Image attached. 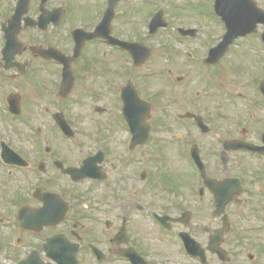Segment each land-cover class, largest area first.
<instances>
[{
    "label": "flooded vegetation",
    "instance_id": "1",
    "mask_svg": "<svg viewBox=\"0 0 264 264\" xmlns=\"http://www.w3.org/2000/svg\"><path fill=\"white\" fill-rule=\"evenodd\" d=\"M26 2L0 0V264H256L264 21L209 59L218 17L164 36L154 17H182L151 5L132 38L127 0Z\"/></svg>",
    "mask_w": 264,
    "mask_h": 264
},
{
    "label": "rangeland",
    "instance_id": "2",
    "mask_svg": "<svg viewBox=\"0 0 264 264\" xmlns=\"http://www.w3.org/2000/svg\"><path fill=\"white\" fill-rule=\"evenodd\" d=\"M157 1L161 2L162 4L160 5H162L164 8L168 5L167 3L164 2V0H161V1L157 0ZM211 1L213 0H187L185 3H179V4L172 3V6L178 16L182 18L183 17H194L198 21H200L202 24H205V25L207 24L210 28H212L217 25L218 19L213 13ZM257 1L260 4H264V0H257ZM153 2L154 0H150V1L149 0H137V1L127 0V2L123 5L122 9L120 10V18L117 22V25L119 27H121L122 25L121 18L123 16V12L125 10H127V12H130L131 11L130 9H132L133 12H130L129 13L130 17L127 18L128 19V27H127L128 34L127 35L134 38L136 36L135 34L136 28L138 30H141L142 34H145L147 30L145 29V26L143 25V22H142L143 19L141 17H135L134 14H137V16L139 15L147 16L149 14V8L151 7V4ZM130 4H131L130 6L131 8L128 7ZM182 18L180 20H177L172 15L168 18V20L172 19L173 24H171L170 27L173 28V32H175L178 26H182L184 24H195V22H192L194 21L193 19L191 21V19H187V18L182 19ZM211 43H212V40H209L206 44L210 45ZM153 45L156 50H161L165 48V46L167 45V41L159 40V42H154ZM188 47L196 48L195 45L188 46ZM180 49L184 51L193 50L192 48H185V47H180ZM165 50H167V48H165ZM193 72L197 74L196 71H193ZM229 72H230L229 70L226 71V74H227L226 81L227 82L245 83V81L247 80V77H245V79L240 78V77L234 78L233 76L230 75ZM37 112H38L37 109H33L31 121L34 125L36 123L37 125H41L43 123V119L37 115ZM79 127L82 132H87V133L90 132V130L92 129V126L89 122H86L85 124L80 125ZM261 243L264 244L263 242ZM259 245L260 247H262L260 243ZM260 247L256 249L257 253L255 255L258 256V262L256 264H264V250L260 249Z\"/></svg>",
    "mask_w": 264,
    "mask_h": 264
},
{
    "label": "water",
    "instance_id": "3",
    "mask_svg": "<svg viewBox=\"0 0 264 264\" xmlns=\"http://www.w3.org/2000/svg\"><path fill=\"white\" fill-rule=\"evenodd\" d=\"M216 10L219 13L223 11L229 13L230 16H227L231 18L226 16V21L230 29L249 27L252 23L250 14L259 11L252 0H216ZM162 25L156 19L152 23L153 29ZM226 42L223 44L222 50L227 48Z\"/></svg>",
    "mask_w": 264,
    "mask_h": 264
}]
</instances>
